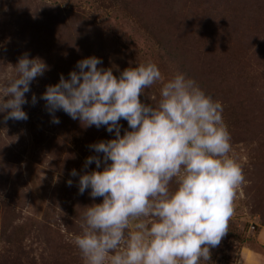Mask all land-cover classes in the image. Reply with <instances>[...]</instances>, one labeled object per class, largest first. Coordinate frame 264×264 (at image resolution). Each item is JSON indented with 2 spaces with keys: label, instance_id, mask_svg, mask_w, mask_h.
I'll return each mask as SVG.
<instances>
[{
  "label": "rangeland",
  "instance_id": "obj_1",
  "mask_svg": "<svg viewBox=\"0 0 264 264\" xmlns=\"http://www.w3.org/2000/svg\"><path fill=\"white\" fill-rule=\"evenodd\" d=\"M25 54L48 67L25 94L27 120L0 113V264H85L74 237L85 207L103 197L80 194L79 175L103 169L85 160L115 135L63 110L53 123L40 97L91 56L117 77L155 63L163 79L143 103L158 102L178 72L221 103L246 182L228 232L201 264H264V0H0V83ZM120 124L121 135L131 130Z\"/></svg>",
  "mask_w": 264,
  "mask_h": 264
},
{
  "label": "clouds",
  "instance_id": "obj_2",
  "mask_svg": "<svg viewBox=\"0 0 264 264\" xmlns=\"http://www.w3.org/2000/svg\"><path fill=\"white\" fill-rule=\"evenodd\" d=\"M102 63L95 56L78 61V71H70L68 79L61 75L40 97L53 123L60 122L54 113L63 110L115 135L92 144L102 155L85 160V167L94 163L99 169L103 163V169L79 175L80 194L91 189V197H103L85 207L81 233L74 237L85 264L209 261L210 247L228 232L237 191L246 182L230 155L221 103L179 72L163 84L158 102L143 103L140 96L163 79L155 63L127 68L119 77L112 67H98ZM47 67L28 54L18 60L14 74L0 83L5 120L28 119L25 94ZM31 103H37L35 95ZM121 119L131 129L123 135ZM70 175L78 173L73 169Z\"/></svg>",
  "mask_w": 264,
  "mask_h": 264
}]
</instances>
